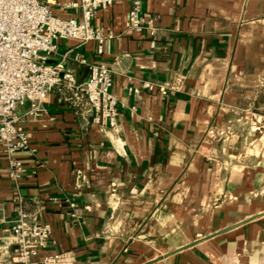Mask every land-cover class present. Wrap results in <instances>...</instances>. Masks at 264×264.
<instances>
[{
  "label": "crops",
  "instance_id": "1",
  "mask_svg": "<svg viewBox=\"0 0 264 264\" xmlns=\"http://www.w3.org/2000/svg\"><path fill=\"white\" fill-rule=\"evenodd\" d=\"M42 1L80 17L71 0ZM128 9L97 11L114 34L100 55L58 39L50 60L78 82L89 69L75 56L110 68L115 129L66 89L48 94V116L15 109L35 151L17 154L18 181L0 152V264L19 204L50 224L58 264H264V0H142L139 31Z\"/></svg>",
  "mask_w": 264,
  "mask_h": 264
},
{
  "label": "built area",
  "instance_id": "2",
  "mask_svg": "<svg viewBox=\"0 0 264 264\" xmlns=\"http://www.w3.org/2000/svg\"><path fill=\"white\" fill-rule=\"evenodd\" d=\"M119 0H71L65 8L80 11V17L56 15L50 5L42 0H0V152L6 158L9 177L18 181L22 172L20 151H35L29 145L22 117L15 109L29 103L25 116H48L46 98L55 89L79 93L91 110V122L100 127L115 129L118 125V101L112 93L110 68L101 62H87L80 56L74 59L88 66L89 76L78 82L72 72L65 69L63 61L50 62L56 51L58 39H74L80 44L96 42L100 55L103 43L114 36L92 21L99 9L107 8ZM129 3L125 28L139 31L144 26L141 16L142 0H125ZM149 27V35H154ZM144 88L154 85L143 82ZM13 242L12 264H58L60 256L44 252L51 235L47 222L28 217L19 204L10 226Z\"/></svg>",
  "mask_w": 264,
  "mask_h": 264
}]
</instances>
